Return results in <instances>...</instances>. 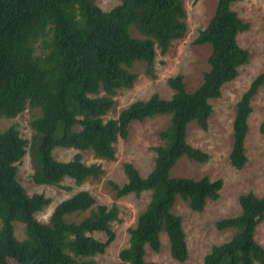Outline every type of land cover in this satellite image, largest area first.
I'll use <instances>...</instances> for the list:
<instances>
[{
	"label": "trees",
	"instance_id": "obj_1",
	"mask_svg": "<svg viewBox=\"0 0 264 264\" xmlns=\"http://www.w3.org/2000/svg\"><path fill=\"white\" fill-rule=\"evenodd\" d=\"M109 11L95 0H0V118H14L28 106L41 114L32 121V141L16 126L0 130V264H91L105 252L120 220L117 203L101 204L89 190H79L59 202L48 221L37 214L51 203L43 193L30 195L18 179L17 163L32 152L33 180L61 185L65 178L76 184L99 178V163L86 164L76 153L68 161L55 158L60 147L92 150L96 156L114 160L115 144L127 138L130 124L167 114L170 124L161 130L163 143L154 146L157 156L151 172L143 176L132 163H125L127 182L111 181L118 197L152 191L151 200L130 228L129 246L120 258L129 264H156L146 260V246L161 249V234L170 241L171 256L184 262L189 257L182 217L173 209L177 197L203 211L208 199L217 200L224 181L173 176L172 169L186 157L207 162L210 155L188 142L187 127L196 121L207 130L213 112L211 100L222 95L223 86L235 79L248 61V51L238 43V34L249 23L233 10L236 0H218L215 14L195 38V44H210L209 69L193 91L181 74L168 83L171 98L158 94L138 100L120 111L117 118L104 116L114 107L117 91L131 88L138 74L134 63L146 64L155 76L158 49L166 54L175 40L187 34V12L182 0H119ZM136 30L139 36H134ZM264 85L258 74L236 105L231 164L241 169L248 161L246 138L252 100ZM264 133V121L260 123ZM31 143V145H30ZM242 212L218 220L219 230L234 229L230 240L214 245L202 264H264V246L256 240L258 221L264 216V195L254 192L239 197ZM89 211L81 221L68 217ZM24 225L18 238L15 223ZM98 234L107 237L102 240ZM100 235V236H101Z\"/></svg>",
	"mask_w": 264,
	"mask_h": 264
},
{
	"label": "rangeland",
	"instance_id": "obj_2",
	"mask_svg": "<svg viewBox=\"0 0 264 264\" xmlns=\"http://www.w3.org/2000/svg\"><path fill=\"white\" fill-rule=\"evenodd\" d=\"M95 1L105 11L111 10L120 3L119 0ZM182 1L187 12L186 36L173 41L166 54H161L158 49L155 76L146 74V64L134 63L131 70L138 74L134 85L117 91L114 96L115 105L104 116L105 119L117 118L120 111L133 102L147 100L154 94L171 98L175 90L169 85L168 79L172 76L183 75L189 91L195 90L202 82L204 72L209 69L208 58L212 47L210 44H195L194 40L215 14L218 0ZM232 8L242 20L249 23V28L237 36L240 46L248 51V61L239 68L238 76L223 86L222 95L211 100L213 112L209 118L208 129L204 130L196 121L191 122L187 127L188 142L208 152L209 160L199 163L183 157L171 172L173 176L194 179L204 176H208L211 180L221 178L224 184L220 197L217 200L208 199L204 210L200 212L193 210L189 201L177 197L173 211L182 217L189 257L184 262L174 259L170 253L169 238L166 233H162L160 251L156 252L150 246H146V260L156 264H202L204 257L214 245L230 240L235 232L234 229L219 230L215 223L222 218L241 214L239 197L242 194L252 191L258 196L264 195V133L260 131V123L264 121V85L252 100L253 110L249 117V132L245 143L248 161L241 169H237L229 158L234 141L232 124H234L237 102L253 79L264 72V0H236ZM132 32L134 36H139L136 30ZM40 114V109H32L28 106L14 118L1 117L0 130L16 126L21 136L30 142L35 134L32 121ZM170 121V115L160 114L143 121L132 122L128 137L119 138L115 144L114 160L98 157L92 150L56 147L53 154L58 160L68 161L76 153H81L84 163L102 165L104 173L99 178H88L80 185L72 178H65L61 185L36 183L33 180L32 152L28 146L27 153L17 163L18 179L28 194L43 193L51 199L50 205L37 214L38 219L48 221L59 202L82 189L89 190L95 197L97 202L93 208L101 204L110 206L117 203L120 208V220L114 221L111 225L115 237L105 252L90 259L91 264H129L124 262L119 254L122 249L129 246V230L135 227L138 216L146 209L152 191L118 197L111 181L118 185L127 182L124 170L127 162L132 163L143 176L153 170L157 156L153 147L163 143L160 132L169 126ZM88 214L89 211L74 214L68 217V220L81 221ZM15 226L16 235L18 238H23L24 225L16 222ZM98 235L102 240L107 238ZM256 240L264 246V216L258 221ZM9 264L18 263L11 260Z\"/></svg>",
	"mask_w": 264,
	"mask_h": 264
}]
</instances>
